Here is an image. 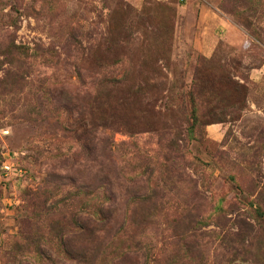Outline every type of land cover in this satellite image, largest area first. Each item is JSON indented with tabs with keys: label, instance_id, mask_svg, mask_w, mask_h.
Listing matches in <instances>:
<instances>
[{
	"label": "rangeland",
	"instance_id": "1",
	"mask_svg": "<svg viewBox=\"0 0 264 264\" xmlns=\"http://www.w3.org/2000/svg\"><path fill=\"white\" fill-rule=\"evenodd\" d=\"M0 264H264V0H0Z\"/></svg>",
	"mask_w": 264,
	"mask_h": 264
},
{
	"label": "crops",
	"instance_id": "2",
	"mask_svg": "<svg viewBox=\"0 0 264 264\" xmlns=\"http://www.w3.org/2000/svg\"><path fill=\"white\" fill-rule=\"evenodd\" d=\"M207 17H202L205 20V23H200L198 26V38H197V45L198 49L202 54L205 56H210L214 53L218 43L221 40H230V41H240L239 35H236L231 27L225 22V20L219 16L213 17V15L206 14ZM208 19V21H207ZM207 21V22H206ZM216 28L222 29L221 31H225L222 37H218L215 34ZM206 33V36L203 38H199L201 33Z\"/></svg>",
	"mask_w": 264,
	"mask_h": 264
},
{
	"label": "built area",
	"instance_id": "3",
	"mask_svg": "<svg viewBox=\"0 0 264 264\" xmlns=\"http://www.w3.org/2000/svg\"><path fill=\"white\" fill-rule=\"evenodd\" d=\"M7 168V167H6Z\"/></svg>",
	"mask_w": 264,
	"mask_h": 264
}]
</instances>
